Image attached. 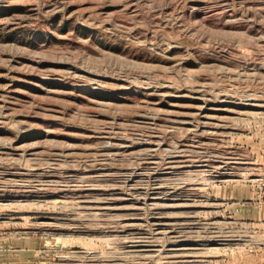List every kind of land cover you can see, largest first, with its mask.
<instances>
[{
	"label": "rangeland",
	"instance_id": "374dc122",
	"mask_svg": "<svg viewBox=\"0 0 264 264\" xmlns=\"http://www.w3.org/2000/svg\"><path fill=\"white\" fill-rule=\"evenodd\" d=\"M0 264H264V0H0Z\"/></svg>",
	"mask_w": 264,
	"mask_h": 264
}]
</instances>
